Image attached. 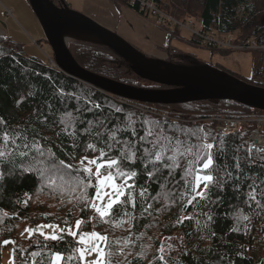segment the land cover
I'll list each match as a JSON object with an SVG mask.
<instances>
[{
    "label": "trees",
    "instance_id": "16d2710c",
    "mask_svg": "<svg viewBox=\"0 0 264 264\" xmlns=\"http://www.w3.org/2000/svg\"><path fill=\"white\" fill-rule=\"evenodd\" d=\"M50 1L54 3L52 0ZM57 1L58 3H54V5L62 7L63 1ZM115 1L143 15L137 4H130L127 0ZM156 2L161 10L179 21L199 20L202 31L212 32L218 30L219 33L223 34L233 33L236 35L234 43L245 44L254 41L258 45H264V0H156ZM162 29L167 33V37L166 44L159 51L176 53L170 47V42L173 35L178 36V29L175 28L174 31L169 28ZM191 42L201 46V41L193 35L191 36ZM66 47L74 60L89 72L136 88L170 89L168 86L157 85L141 79L135 73L131 64L101 43L70 39L66 42ZM203 47L209 49L207 46ZM214 49L210 50L220 53L231 52L229 49ZM0 50L5 53L0 55V117L8 121L12 127L23 128L25 122L33 117L34 111L38 107L44 108L47 112V102L52 99L53 93H55L57 99L52 102L56 104L57 109L62 106L58 101L66 98L64 94L71 93V99H68L67 104L63 105L68 107L69 111L75 107L85 108L87 100L91 101L90 104H87L88 108H92L93 104L101 106L93 108L92 111L85 110L82 114V120L84 121L108 117L111 124H116L118 119L123 120L129 114H132L134 120L137 118L147 119L160 121L167 125L176 123L178 126L192 129L203 126L206 130L210 129L212 132L218 133L214 129V124L198 123L195 125L190 122H164L159 118L142 114L129 101L119 102L113 95L72 78L61 70L52 68L48 62L26 54L22 44L9 38L3 39L0 36ZM253 52L255 58L251 79L244 80L240 77H234L249 85L264 88V52L257 50ZM179 58L184 61L193 60L196 64L198 63L193 57L186 60L180 56ZM149 59L174 64L162 60L160 57L150 56ZM116 61L118 64H116ZM174 65L180 64L175 63ZM221 71L225 73V70L221 69ZM146 84L149 87H145ZM29 93L34 94L35 98L33 99ZM76 97H80V99L77 100ZM17 102H20L19 107H17ZM158 106L175 108L197 115L209 113L235 115L261 112V110L228 99ZM118 108L123 109V112H117L116 109ZM61 118L62 113L57 111L56 119ZM185 118L187 120L191 119ZM29 128L31 131L37 132L46 141H50L54 150L72 164H77L80 157L85 155L83 147L90 139L88 136L77 137V142L83 140L81 149L77 154V149L70 146L72 144L71 139L57 135L60 131L59 128L53 127L51 124L38 126L35 123L31 124ZM241 133L244 134L243 139H236L235 143L243 144L249 129H243L241 132L229 134L228 136L229 138L239 137ZM98 147H102V145ZM69 154L75 155V160H71ZM97 154L87 153L90 158ZM24 167H27V165H24ZM256 171L264 174V169H252L253 173ZM146 180V176L141 175L136 182L146 185L149 187L150 194H155L158 190L157 184L155 182L146 184ZM4 183L6 186L0 191V257L3 246H5L1 247L2 241L12 240L15 243L9 245L12 248V261H14V264H22L23 258H27L28 264H32L29 253L36 250L37 241L43 242V238L38 234H34L31 238H29V235H22V233H25L26 228L31 229L51 223L66 229L64 221H68L74 226L75 221L81 219L85 222V226L81 229L83 232L92 230L101 234H108L114 239H124L128 236L126 224L117 226L101 223L93 210L82 211L83 204L73 199L72 194L65 191L64 195H60L59 191L42 187L40 178L35 173L25 172L22 177L17 174L14 178L8 177ZM134 194H136V190H134ZM217 196L222 201L219 206L209 205L214 217L212 221H209V225L210 229L215 232L214 236H210L208 232L197 231L195 218L191 223L185 220L183 224H178L177 220L182 218V214L178 207H169L167 202L156 205V207L162 209L159 213L153 210L150 214H144L139 209L134 210L133 215L136 218L133 221L135 234L139 236L141 231L145 234L141 240L145 244V248L136 249L138 252H144L145 258L136 260L134 264H149L164 237L179 238L182 235L185 238L183 241L184 246L180 251L188 253L180 257L182 264H198L199 261L204 262V264H264V212L257 214L254 211H247L243 205L237 207L239 203L237 193L231 190L230 185L227 191H216L213 199H216ZM190 210L196 211L195 209ZM207 210L204 209V211ZM5 213H7V216H5ZM244 215L249 217L247 221L243 219ZM206 220V216L200 218L201 224ZM145 225L147 227H144ZM201 236L205 238L201 239ZM67 239L71 240L72 237H67ZM172 243L179 244L180 241L174 239ZM149 244L154 246L148 247ZM61 247L66 248V245H61ZM197 247L198 251L195 250ZM14 249H16L15 256H13ZM21 249L27 250L23 253V257L21 256ZM210 249L211 252H209ZM171 256L176 258L178 252L172 251ZM221 257H224V259L221 260ZM129 259H132V257H129ZM72 264H79V262L73 261Z\"/></svg>",
    "mask_w": 264,
    "mask_h": 264
},
{
    "label": "snow or ice",
    "instance_id": "6c2138e0",
    "mask_svg": "<svg viewBox=\"0 0 264 264\" xmlns=\"http://www.w3.org/2000/svg\"><path fill=\"white\" fill-rule=\"evenodd\" d=\"M4 54L0 50V55ZM29 95L35 98L34 94ZM64 96L65 99L58 101L62 106L57 109L52 102L57 99L53 93L47 102V112L38 107L23 128L12 127L0 117V191L5 188L4 182L8 177L35 173L42 187L59 191L60 195L65 191L72 194L73 199L83 204L82 211L93 210L101 223L126 224L128 236L114 239L96 231L83 232L81 229L85 222L81 219H77L74 226L64 221L66 229L51 223L34 229L26 228L24 231L29 238L34 234L43 238V242H36V250L29 253L32 264H72L73 261L79 264H134L136 260L145 258L144 252L136 251L145 248L141 242L145 234L143 231L139 236L135 234L133 211L139 209L150 214L154 210L159 213L162 209L156 205L162 202L179 208L182 218L177 220L178 224L185 220L191 223L195 218L197 231L214 236L215 232L209 225V221L214 219L209 205L219 206L221 198L213 199V196L216 191H227L229 185L237 193V207L243 205L247 211L257 214L264 212V174L252 172V169H264V145L253 140L236 144V139H243V133L229 138L226 132L214 133L203 126L192 129L176 123L167 125L147 119L134 120L132 114L123 120L118 119L116 124H111L108 117L84 121L82 114L85 110L92 111L101 106L93 104L88 108L91 101L87 100L85 108L75 107L69 111L63 105L72 94L65 93ZM57 111L62 113L59 120L56 119ZM116 111L123 112V109ZM33 123L59 128L57 135L71 139L70 146L77 149V154L83 144L82 139L77 142V137H90L83 147L85 155L77 164L66 161L50 141L30 130ZM89 152L98 154L90 158ZM69 158L75 160L76 157L69 154ZM141 175L146 176V184H157L155 194H150L146 185L136 182ZM205 216L207 220L201 224L200 218ZM243 219L247 221L249 217L244 215ZM44 229L53 230V234H46ZM184 238L183 235L179 238L164 237L149 264H182L180 257L188 254L180 251ZM174 239H179L180 243L173 244ZM61 245H66V248ZM174 250L178 252L176 258L171 256ZM195 250L198 251V247ZM20 251L23 257L27 250ZM15 254L16 249L13 256ZM9 264H14V261L10 260ZM22 264H28V259L23 258ZM198 264L204 262L199 261Z\"/></svg>",
    "mask_w": 264,
    "mask_h": 264
},
{
    "label": "water",
    "instance_id": "95a60500",
    "mask_svg": "<svg viewBox=\"0 0 264 264\" xmlns=\"http://www.w3.org/2000/svg\"><path fill=\"white\" fill-rule=\"evenodd\" d=\"M48 42L55 64L66 75L99 88L110 95L153 105H178L212 99H228L264 111V88L249 85L214 68L178 66L152 60L114 33L66 4L56 7L50 0H28ZM69 29L83 32L115 51L133 67L142 79L167 90L132 87L99 76L82 68L63 41Z\"/></svg>",
    "mask_w": 264,
    "mask_h": 264
},
{
    "label": "crops",
    "instance_id": "0c3cea01",
    "mask_svg": "<svg viewBox=\"0 0 264 264\" xmlns=\"http://www.w3.org/2000/svg\"><path fill=\"white\" fill-rule=\"evenodd\" d=\"M86 1L89 13L83 12L82 15L106 30L116 33L137 48L144 49L149 55L148 57H161L158 48L166 44L167 33L164 31L162 34L154 22L152 24L151 21H148L153 26L146 22L145 19L148 17L134 12L115 0ZM38 23L28 0H0V36L8 37L12 41L22 44L25 53L30 56L41 61H44L46 57L52 60L49 58L51 52L48 53L46 48L42 49L38 44L40 40L44 39L43 31ZM146 34L149 35L148 38L145 37ZM78 36H80L79 40L92 41L94 39L91 35H82L86 39L81 35ZM88 37H93V39ZM90 232L92 230L86 231V233Z\"/></svg>",
    "mask_w": 264,
    "mask_h": 264
},
{
    "label": "rangeland",
    "instance_id": "374dc122",
    "mask_svg": "<svg viewBox=\"0 0 264 264\" xmlns=\"http://www.w3.org/2000/svg\"><path fill=\"white\" fill-rule=\"evenodd\" d=\"M55 4L58 3L57 0H52ZM63 3L65 2L66 5H69L68 7L70 9H72L73 11L79 12L81 14H83V12H87L88 11V3L86 0H62ZM29 2V1H28ZM53 3V4H54ZM30 5V4H29ZM31 7V6H30ZM32 10V8H31ZM33 12V11H32ZM35 19L36 16L33 13ZM101 20V19H98ZM146 22L151 21L152 24L153 22L155 23V21L153 20V18L148 17V19H145ZM36 21L38 22V20L36 19ZM102 21V20H101ZM103 22V21H102ZM195 25L194 27L196 29L200 28L199 25V20H194ZM150 25H152L150 22H148ZM39 24V23H38ZM153 26V25H152ZM160 28V27H158ZM172 31L176 30L175 28L169 27ZM162 34L165 30H163L162 28H160L159 30ZM178 31V36L177 35H173L171 42H170V47L173 49L174 52L176 53H163L161 52V57L160 59L162 60H166L169 62H173L174 64H180L178 66H199V65H204V66H208L211 68H214L218 71H221V69L225 70V73L231 76H235V77H240L244 80H249L252 77L253 74V60L255 58V54L253 51H245V50H231V52L229 53H220L217 51L213 52L203 46H206L205 44L201 43L200 45H195L191 42V36L192 33H190L189 31L185 30V29H179ZM114 33V32H113ZM115 35H117L116 33H114ZM215 38L217 39H222V38H227L228 36L223 34V33H219V32H215ZM78 35H86L87 34H83V32H79L77 30H71L69 29L66 33H64L63 35V41L66 44V42L70 39H77L80 37ZM77 36V37H76ZM118 36V35H117ZM231 36V40L234 41L236 38L235 34H230ZM84 37V36H82ZM120 37V36H118ZM145 37H149L148 34L145 35ZM151 37L153 38V35H151ZM8 38V37H7ZM90 39H93V37H88ZM121 38V37H120ZM84 39H86V37H84ZM122 39V38H121ZM124 40V39H122ZM66 41V42H65ZM93 42L95 41V38L92 40ZM125 41V40H124ZM89 42V41H88ZM127 43H129L128 41H126ZM39 45H41V48H46L47 52H51V55L49 56V58H52L54 65L56 66V69L60 70L58 68V66L55 64L54 62V58L52 55V51L51 48L48 44V42L44 39L38 42ZM130 45H132L134 48H136L142 55L144 56H149L147 54V52L144 49H139L137 48L135 45L129 43ZM161 47L158 48V50ZM180 57L185 58V60L189 57H193L194 59L197 60V64L195 61H184L182 60ZM150 58V57H149ZM45 59V58H44ZM44 62H48L50 64V60L46 57V59L44 60ZM113 65L114 62H112ZM116 64L117 61H116ZM142 79V78H141ZM145 87H149V85H145ZM157 90H161V89H157ZM167 90V89H166ZM115 99L117 100V97L114 96ZM131 104V103H130ZM132 105V104H131ZM157 110L166 112V114L170 117V118H177V117H188V118H192L194 115H197L196 113H192V112H184L175 108H165L162 106H152ZM262 111V110H261ZM264 112V111H262ZM209 114H214V113H209ZM206 114V115H209ZM217 114H222V115H226L223 113H217ZM199 116V114H198ZM36 228V227H34ZM31 228V229H34ZM59 228H63V227H59ZM44 231L46 232V234H53V230L50 229H44ZM23 235L28 236L29 234L27 232H25ZM7 241V240H4ZM2 241V245L3 249L1 252V264H9V261L12 260V251H11V246L9 244H4ZM12 241V240H11ZM1 250V248H0Z\"/></svg>",
    "mask_w": 264,
    "mask_h": 264
},
{
    "label": "built area",
    "instance_id": "2783aa9c",
    "mask_svg": "<svg viewBox=\"0 0 264 264\" xmlns=\"http://www.w3.org/2000/svg\"><path fill=\"white\" fill-rule=\"evenodd\" d=\"M130 4H137L139 11L143 12L145 17H151L155 21V25L160 28H177L185 29L192 33L194 37L199 39L201 43L205 44L210 49H229V50H245V51H262L264 52V45H258L254 41L246 42L245 44L234 43L231 40L230 34H225L228 37L217 39L215 32L202 31L201 28L194 27L195 22L193 19H187L182 22L161 10L156 0H127ZM170 29V28H169ZM49 64V63H48ZM52 68H56L53 60L49 64ZM119 102L124 103L129 101L134 108L139 110L142 114L150 115L159 118L164 122H190L192 124L207 123L214 124V129L218 133L226 132L227 134H235L241 132L243 129H249V133L245 142L249 140L255 141L258 145H264V112L257 113H239L235 115H222V114H199L194 115L191 119L185 117L170 118L166 112L155 109L153 104L141 103L137 101H130L117 97Z\"/></svg>",
    "mask_w": 264,
    "mask_h": 264
},
{
    "label": "bare ground",
    "instance_id": "6f19581e",
    "mask_svg": "<svg viewBox=\"0 0 264 264\" xmlns=\"http://www.w3.org/2000/svg\"><path fill=\"white\" fill-rule=\"evenodd\" d=\"M66 42V41H65ZM229 135V134H228Z\"/></svg>",
    "mask_w": 264,
    "mask_h": 264
}]
</instances>
